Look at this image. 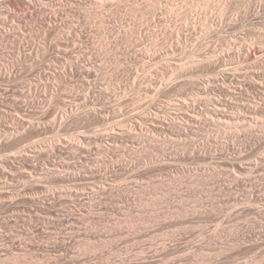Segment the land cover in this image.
Returning <instances> with one entry per match:
<instances>
[{"label": "rangeland", "instance_id": "1", "mask_svg": "<svg viewBox=\"0 0 264 264\" xmlns=\"http://www.w3.org/2000/svg\"><path fill=\"white\" fill-rule=\"evenodd\" d=\"M22 2L0 264H264V0Z\"/></svg>", "mask_w": 264, "mask_h": 264}, {"label": "bare ground", "instance_id": "2", "mask_svg": "<svg viewBox=\"0 0 264 264\" xmlns=\"http://www.w3.org/2000/svg\"><path fill=\"white\" fill-rule=\"evenodd\" d=\"M21 2H22V0H21ZM25 2H27V1H24V2H22V3H23L24 5H25V4H30L29 2H28V3H25ZM12 3H13V2H12ZM14 4H15V3H14ZM48 9H49V8H48ZM44 10H45V9H44ZM33 11H34V10H33ZM45 11H46V10H45ZM33 13H34V12H33ZM35 13H37L36 10H35ZM35 13H34V14H35ZM36 15H37V14H36ZM32 17H33V16H32ZM248 60H249V59H248Z\"/></svg>", "mask_w": 264, "mask_h": 264}]
</instances>
